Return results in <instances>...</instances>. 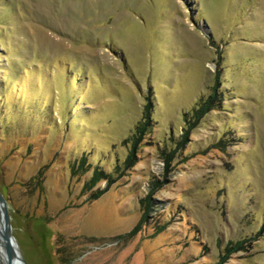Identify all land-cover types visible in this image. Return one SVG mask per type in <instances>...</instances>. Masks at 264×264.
I'll return each instance as SVG.
<instances>
[{"label":"rangeland","instance_id":"1","mask_svg":"<svg viewBox=\"0 0 264 264\" xmlns=\"http://www.w3.org/2000/svg\"><path fill=\"white\" fill-rule=\"evenodd\" d=\"M0 193L28 264H264V0H0Z\"/></svg>","mask_w":264,"mask_h":264},{"label":"water","instance_id":"2","mask_svg":"<svg viewBox=\"0 0 264 264\" xmlns=\"http://www.w3.org/2000/svg\"><path fill=\"white\" fill-rule=\"evenodd\" d=\"M0 233L1 236L5 239L4 243L1 246V261L0 264H4L8 256L16 248L20 251L18 243L15 238L14 233V213L10 209L8 203L0 193ZM21 254V251H20ZM21 264H28L21 254Z\"/></svg>","mask_w":264,"mask_h":264},{"label":"trees","instance_id":"3","mask_svg":"<svg viewBox=\"0 0 264 264\" xmlns=\"http://www.w3.org/2000/svg\"><path fill=\"white\" fill-rule=\"evenodd\" d=\"M220 96H222V94L219 91V89L216 88V89H214L213 93H208L206 97H204L203 99H199L198 102L195 104L196 107H194L193 111H192L194 113V117L199 118L200 116H202L205 112H208L209 110L221 108L222 102L220 100ZM186 116L187 115L185 114L184 117H186ZM185 121L187 122L188 119L185 118ZM132 157H133V154H131L129 156V158L127 160V165H131L133 163ZM102 177H106V178L110 177V174L106 173L102 169H95L88 182H90L91 184H94L97 180H99ZM57 239L59 241V239H61V236L60 235L57 236ZM242 248L243 247L230 246V247H227L225 249V252L228 253V252H232V251H238V250H241ZM222 259H223V257H222ZM213 264H221V262H217V263H213Z\"/></svg>","mask_w":264,"mask_h":264},{"label":"bare ground","instance_id":"4","mask_svg":"<svg viewBox=\"0 0 264 264\" xmlns=\"http://www.w3.org/2000/svg\"><path fill=\"white\" fill-rule=\"evenodd\" d=\"M1 223V221H0ZM5 239L1 236L0 233V261L2 258L1 255V246L4 243ZM4 264H21V256H20V251L18 249H14L12 251V253L8 256V258L6 259V261L3 262Z\"/></svg>","mask_w":264,"mask_h":264}]
</instances>
